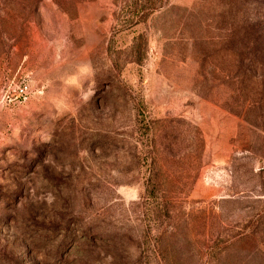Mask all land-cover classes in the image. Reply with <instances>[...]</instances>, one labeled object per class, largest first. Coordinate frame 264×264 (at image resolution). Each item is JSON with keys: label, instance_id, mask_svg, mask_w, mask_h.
I'll list each match as a JSON object with an SVG mask.
<instances>
[{"label": "rangeland", "instance_id": "374dc122", "mask_svg": "<svg viewBox=\"0 0 264 264\" xmlns=\"http://www.w3.org/2000/svg\"><path fill=\"white\" fill-rule=\"evenodd\" d=\"M0 264H264V0H0Z\"/></svg>", "mask_w": 264, "mask_h": 264}, {"label": "built area", "instance_id": "2783aa9c", "mask_svg": "<svg viewBox=\"0 0 264 264\" xmlns=\"http://www.w3.org/2000/svg\"><path fill=\"white\" fill-rule=\"evenodd\" d=\"M19 92H20V95H21V96L24 94V90H23V89H20ZM23 98H24V97H23Z\"/></svg>", "mask_w": 264, "mask_h": 264}]
</instances>
